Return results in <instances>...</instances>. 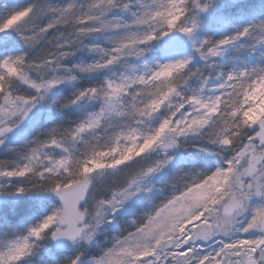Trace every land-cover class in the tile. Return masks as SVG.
Masks as SVG:
<instances>
[{
  "label": "snow or ice",
  "instance_id": "6c2138e0",
  "mask_svg": "<svg viewBox=\"0 0 264 264\" xmlns=\"http://www.w3.org/2000/svg\"><path fill=\"white\" fill-rule=\"evenodd\" d=\"M0 264H264V0L0 5Z\"/></svg>",
  "mask_w": 264,
  "mask_h": 264
},
{
  "label": "trees",
  "instance_id": "16d2710c",
  "mask_svg": "<svg viewBox=\"0 0 264 264\" xmlns=\"http://www.w3.org/2000/svg\"><path fill=\"white\" fill-rule=\"evenodd\" d=\"M12 2H13V0H0V5L10 4Z\"/></svg>",
  "mask_w": 264,
  "mask_h": 264
}]
</instances>
